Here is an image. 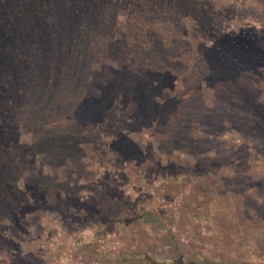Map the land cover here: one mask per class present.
<instances>
[{
	"label": "trees",
	"instance_id": "trees-1",
	"mask_svg": "<svg viewBox=\"0 0 264 264\" xmlns=\"http://www.w3.org/2000/svg\"><path fill=\"white\" fill-rule=\"evenodd\" d=\"M128 8L134 24L131 30L117 33V14ZM233 13L232 7L216 9L210 0H0V248L15 246L10 239L9 222L13 218L9 216L24 205L30 212L38 202L53 204L67 223L78 225V229L93 227L95 218L96 223L121 225L140 220L124 212L125 200L118 194L120 183L112 174L95 181L90 178L92 173L78 168L83 136L89 132L99 139L113 109L128 111L127 116L134 121L130 125L136 127L152 121L161 123L168 130L164 133L170 143L179 141L182 133H190L191 141L184 140V147L200 151L205 164L215 159L208 158L209 141L193 137L197 130L194 126L210 123L213 114L210 110L201 114L202 82L207 81L216 99L223 100L227 117L234 111L248 112V106L255 111L263 105L246 81L249 76L252 81L256 71L254 53L264 50L247 32L225 33L222 20L236 17ZM185 20L193 23L202 59L196 71L183 62L193 55L194 48L178 41L166 44V33L160 32L159 26L168 24L175 35L183 36ZM79 22L81 27L74 30ZM98 38L103 48L94 54L90 44ZM198 40L210 41L211 45L205 47ZM172 72L185 76L182 90L176 89L172 77L162 81ZM22 82V90L28 83L32 92L25 94L29 97L25 101L33 98L26 106L30 113L35 112L32 117L45 115L40 116L42 132L36 136L38 163L28 159L27 148L16 134L17 124H12V115H21L17 98L19 93L22 96ZM50 87L56 92L47 95ZM33 88L36 96L41 92L44 95L38 99ZM22 119L20 116L17 123L22 124ZM51 123L53 128L48 125ZM101 144L100 151L105 154L111 143ZM123 148L139 167H144L142 160L146 157L141 147L126 144ZM72 157L74 160L69 161ZM20 170L30 173L24 176ZM82 180L88 186L82 185ZM99 205L104 209L102 215ZM162 241L153 250L98 254L92 262L44 261L40 255L12 251L8 264H186L182 257H163L161 252L177 247L173 237L166 236Z\"/></svg>",
	"mask_w": 264,
	"mask_h": 264
},
{
	"label": "rangeland",
	"instance_id": "rangeland-1",
	"mask_svg": "<svg viewBox=\"0 0 264 264\" xmlns=\"http://www.w3.org/2000/svg\"><path fill=\"white\" fill-rule=\"evenodd\" d=\"M210 1L218 10L232 7L233 14H237L236 17L221 18L225 33L247 32L264 50V1ZM130 11L128 8L126 12H118L117 33L131 30L134 23L129 18ZM183 23L186 27L183 36L175 35L173 26L168 24L160 25V32L165 31L166 44L178 41L194 48L193 55L186 56L183 62L190 70L196 71L201 67L202 59L197 52L193 23L191 20ZM79 25L80 22L74 30L81 27ZM198 41L205 43V47L211 45L210 41ZM99 48H103L100 38L90 44L94 54L102 52ZM254 57L257 59L256 71L252 81L249 76L246 86L258 95L262 109L251 111V106H245L248 112L234 111L227 117L223 100L216 99L217 96L208 89L207 81L202 82L201 114L206 110L213 114L209 117L210 123L194 126L197 130L193 137L209 141L206 150L209 159L215 158L212 162H202L205 156L200 151H193V146L184 147V140L191 141L190 133H182L180 139L173 134V138L175 136L179 141L170 143L164 133L167 129L161 123L152 121L136 127L130 125L134 121L127 116L128 111L113 109L108 115L106 131L100 133L99 139L96 135H88L89 129L84 131L88 133L83 136V156L78 168L92 173L90 178L95 181L112 174V178L120 183L118 194L125 200L124 212L127 216L140 217V220L132 225L105 224L96 223L94 216L93 227L78 229V225L67 223L53 204L46 206L38 202L31 206L30 212L24 205L15 215L9 216L13 218L9 222L12 225H9V232L15 246L0 248V264H8L12 251L40 255L38 257L44 261L92 262L98 254L153 250L162 245L166 236L174 238L177 249L161 252L165 258L182 257L186 264H264V53H254ZM171 77L176 89L182 90L181 82L185 76L172 72L162 81H170ZM24 86L22 82L19 86L22 96L19 93L17 98L21 115H12V124H17L16 134L20 137L19 142L27 148L28 159L38 163L36 136L42 132L40 116L45 115L37 113L39 119L32 117L35 112L30 113L26 106L33 98L25 101L32 92L29 93L28 83L22 90ZM41 87L44 89L45 84ZM47 91L50 95L56 89L50 87ZM35 93L33 88L36 96ZM41 95L44 93L36 97L40 99ZM20 116H23L22 124L17 123ZM48 125L54 126L52 123ZM102 142L111 143L105 154L100 151ZM126 144L142 148L143 158L146 157L142 160L144 167H139L132 156L124 153ZM95 149L99 151L97 154ZM73 160V157L69 159ZM20 172L24 176L30 173L27 170ZM60 179L63 183V177ZM85 181L80 183L88 186ZM54 192L50 189V193Z\"/></svg>",
	"mask_w": 264,
	"mask_h": 264
}]
</instances>
